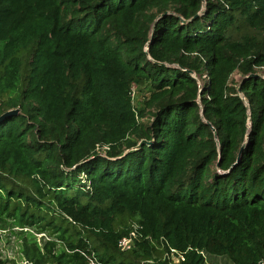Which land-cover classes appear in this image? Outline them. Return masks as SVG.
I'll return each instance as SVG.
<instances>
[{
  "label": "trees",
  "instance_id": "trees-1",
  "mask_svg": "<svg viewBox=\"0 0 264 264\" xmlns=\"http://www.w3.org/2000/svg\"><path fill=\"white\" fill-rule=\"evenodd\" d=\"M256 67L264 0H0V117L20 110L0 123V243L30 264H262Z\"/></svg>",
  "mask_w": 264,
  "mask_h": 264
},
{
  "label": "rangeland",
  "instance_id": "rangeland-1",
  "mask_svg": "<svg viewBox=\"0 0 264 264\" xmlns=\"http://www.w3.org/2000/svg\"><path fill=\"white\" fill-rule=\"evenodd\" d=\"M242 33L244 32H251L249 29L245 28L241 30ZM258 73L264 75V70H256ZM241 79V76L239 73H235L232 77V82L237 83ZM200 83L204 84V80ZM148 96V92L146 90H143V92H140L139 89L134 88V101L136 105H139V103H142L143 100ZM10 235V233H9ZM49 235V234H48ZM55 237V236H54ZM2 247L3 257L9 258V259H15L18 264H21V255H20V248H21V240H19L16 236H12L11 239H4L2 243H0V248ZM208 263L209 264H232L229 260L226 258L221 257H208Z\"/></svg>",
  "mask_w": 264,
  "mask_h": 264
},
{
  "label": "built area",
  "instance_id": "built-area-1",
  "mask_svg": "<svg viewBox=\"0 0 264 264\" xmlns=\"http://www.w3.org/2000/svg\"><path fill=\"white\" fill-rule=\"evenodd\" d=\"M256 70H264V67H256ZM108 149L109 148L107 146H98L96 151L99 152L100 154L104 155ZM43 236H45V235L44 234L38 235V238H41ZM138 238H139V236H138L137 232L135 230H133L129 234V236L123 237L119 241V245L123 251H129L132 248H134L135 239H138ZM21 264H30V263L23 260L21 262ZM88 264H101V263L94 256L91 255L88 257ZM262 264H264V260L262 261Z\"/></svg>",
  "mask_w": 264,
  "mask_h": 264
},
{
  "label": "water",
  "instance_id": "water-1",
  "mask_svg": "<svg viewBox=\"0 0 264 264\" xmlns=\"http://www.w3.org/2000/svg\"><path fill=\"white\" fill-rule=\"evenodd\" d=\"M253 76H257V75H253ZM240 90V89H239ZM20 113V110L19 109H15V110H10V111H8V112H6V113H4L1 117H0V123L1 122H3L6 118H8V117H12V116H16V115H18ZM216 136H217V134H216ZM144 144H151L150 142H147V141H142L134 150H137V149H139V148H141V146L142 145H144ZM244 149V146L242 147V150ZM242 150H241V152H242ZM1 231H0V237H1Z\"/></svg>",
  "mask_w": 264,
  "mask_h": 264
}]
</instances>
